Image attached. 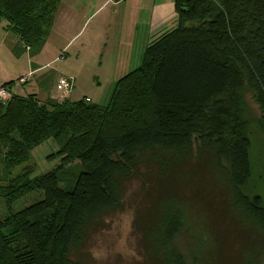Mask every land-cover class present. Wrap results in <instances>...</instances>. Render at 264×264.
<instances>
[{"label": "trees", "instance_id": "trees-1", "mask_svg": "<svg viewBox=\"0 0 264 264\" xmlns=\"http://www.w3.org/2000/svg\"><path fill=\"white\" fill-rule=\"evenodd\" d=\"M59 5L0 0L18 54L42 49ZM174 8L175 26L149 43L105 104L0 100V264H89L90 238L125 208L151 264H264V204L246 192L244 115L247 91L264 121V0H174ZM49 139L64 141L60 165L13 176ZM70 163L81 171L66 189ZM33 192L39 201L12 210Z\"/></svg>", "mask_w": 264, "mask_h": 264}, {"label": "rangeland", "instance_id": "rangeland-1", "mask_svg": "<svg viewBox=\"0 0 264 264\" xmlns=\"http://www.w3.org/2000/svg\"><path fill=\"white\" fill-rule=\"evenodd\" d=\"M82 1L79 0L77 4H74V7L82 6ZM117 1L95 0V8L102 5L99 13L90 18L95 10L93 8L88 14H84L86 16L83 20L69 19L66 28L62 27L66 21L61 19L60 26L49 33L42 49L32 55L26 52L18 54L17 48H21L22 45L16 42V36L11 31L5 32L0 25V81H14L11 87L5 86L9 88L12 94L28 96L35 93L31 92L32 90H37L41 99L50 88H53L55 92V80L58 76H75V87L73 93L71 92L72 100L88 95L94 96L92 98L94 103L105 104L111 92L109 87L112 85L111 73L114 64V57L107 53L115 49L117 37H121L118 23L122 19H125L126 22L134 19L132 15H125L128 12L131 14L135 10L134 5L131 10L128 9L123 12V6L121 9L115 5ZM117 7H119V13L117 15L112 14L114 10H117ZM86 19L89 20L86 22ZM144 19L145 16L142 13L140 19L142 23L138 29L139 43L140 41L145 43L144 40L147 39L146 36L144 37ZM84 22H86L85 26H83ZM152 37V35L149 36V41ZM122 38L126 39V36L123 34ZM92 43L94 47L91 46ZM46 63H49L48 66L38 75L29 74L33 65H45ZM131 67L134 69L137 66ZM22 77H27L29 82L20 83L19 79ZM4 84H1L0 88L4 87ZM58 93L60 100L64 98L61 97L63 95L59 91ZM245 93L249 94L245 99L244 115L248 124L249 137H251L250 160L252 167V177L246 192L252 195L258 194L264 204V121L261 119L262 114H260L257 104L254 103L251 93L247 91ZM63 143V140L49 139L34 148L30 153L29 161L17 167L13 176H16V173L21 172L27 166L33 168V176L56 169L61 163L57 152ZM80 171L81 168L76 166V163L64 165L61 173L65 174V178L60 183V187L64 188L66 185V189H69V186L74 183L72 181L73 173L77 175ZM60 178L62 179V175ZM135 187H138L137 182L129 186L128 198L137 190ZM40 199L41 194L39 192L30 193L17 200L12 210L18 212ZM4 217L5 209L0 201V220ZM132 224L133 213L128 208H125L122 213L111 216L106 227L90 238L83 253L87 262L89 264H151L142 252L139 238L135 234ZM223 228V226L220 227V229ZM226 231L227 229L224 232ZM214 239L216 238L214 237Z\"/></svg>", "mask_w": 264, "mask_h": 264}, {"label": "crops", "instance_id": "crops-1", "mask_svg": "<svg viewBox=\"0 0 264 264\" xmlns=\"http://www.w3.org/2000/svg\"><path fill=\"white\" fill-rule=\"evenodd\" d=\"M78 1L79 0H60V5L54 16V22H53V26L51 29L52 32L56 27L60 26V23L62 22L61 19H64L66 21V23L62 25L63 28H66L68 26L67 23L69 19L71 20L72 18H74L78 20H83L86 16L84 14L85 13L88 14L93 8H95L94 6L95 0H83L81 2L82 6H80L79 8L74 7V4H77ZM115 5L119 6L121 9L123 6L124 7L123 12L127 11L128 9L131 10L132 6L134 5L135 13L134 11H132L131 14L129 12L125 13V15L134 16V19L133 20L131 19V21L129 22H126L125 19H122L121 22L118 23V28L120 29L119 33L121 34V37L120 38L117 37L116 46L114 47L115 49L107 53L108 55H111L114 57V60H113L114 64L112 66V73H111V77H112L111 84L112 85L109 87L111 89L117 80H119L121 77L126 75L128 72L139 67L142 61L144 50L149 45V43L153 41L155 38H157L158 36H160L162 33L172 29L176 24L175 22L176 13H175V8H174V0H118ZM119 7H117V10H114L112 14L117 15L119 13L118 12ZM101 9H102V5L98 8H95L92 15H90V18L91 16L99 13ZM142 13H144V16H145L144 23H143L144 37L146 36L147 38L144 40L145 43H143L142 41H140L139 43V39H138L139 37L138 29L140 27V24L142 23L140 20L142 17ZM88 20L89 19H86V22ZM86 22H84L83 26H85ZM0 25L2 26V29L8 33V31L6 30V25H7L6 22L2 21ZM166 28L168 29L165 30ZM123 34L126 36V39L122 38ZM150 35H152L153 37L149 41L148 38ZM16 42H18L17 37H16ZM91 46L94 47L93 43L91 44ZM48 64L49 63H46L45 65H38V66L33 65V68L29 71V74L31 73L32 75H35V74L38 75L44 68L48 66ZM131 66H137V67L134 69H131L133 68ZM59 77L60 76H58L55 80V92L53 91V88H50V90H48L46 94L43 97H41V99L39 98L37 90H32L31 92H35V93H31L30 95H34L36 99L42 103L46 102L47 99H56L60 101L59 99L60 95L58 91L56 90V82ZM65 77H69L71 79H73L74 77L73 90H72V93H73L74 87H75L74 85L76 82V77L75 76L71 77L70 75H65ZM6 82L8 81H0V85ZM27 82H29V80ZM71 94L68 97H66V99H69L70 101H78L82 98H86V99H89L92 103H94L92 100L94 96L92 97V96L87 95V96H83L81 98L72 100Z\"/></svg>", "mask_w": 264, "mask_h": 264}, {"label": "built area", "instance_id": "built-area-1", "mask_svg": "<svg viewBox=\"0 0 264 264\" xmlns=\"http://www.w3.org/2000/svg\"><path fill=\"white\" fill-rule=\"evenodd\" d=\"M27 81H28L27 77H22L19 79L20 83H26ZM56 89L63 95L61 97H64V98L68 97L73 90V79L69 77L61 76L57 81ZM11 95L12 93L10 92L8 87L4 86L0 88V100H6ZM86 100L89 101V99H86Z\"/></svg>", "mask_w": 264, "mask_h": 264}]
</instances>
